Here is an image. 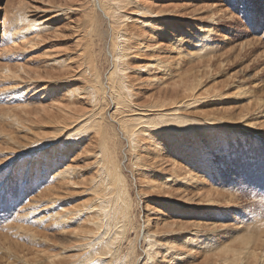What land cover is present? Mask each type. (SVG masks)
I'll return each mask as SVG.
<instances>
[{
	"label": "rangeland",
	"instance_id": "rangeland-1",
	"mask_svg": "<svg viewBox=\"0 0 264 264\" xmlns=\"http://www.w3.org/2000/svg\"><path fill=\"white\" fill-rule=\"evenodd\" d=\"M134 1L153 14L144 18L125 0L122 23L133 35L127 41L133 45L127 70L133 76L132 102L147 109L158 92L176 89L167 101L181 99L185 104L181 115L190 121L183 137L192 148L186 152L170 146L157 155L159 141L152 144L153 137L143 133L137 136V148L127 142L111 115L115 106L107 75L114 51L108 22L96 14L90 0H0V16L7 21V16L25 10L26 19L38 13L34 24L49 18L40 32L32 29L23 36L19 26L10 38L11 26L0 17V264H103L109 258L110 264H223L224 255L233 256L231 249L241 250L238 263L264 264V232H258V225L264 224V0ZM148 22L151 27L144 25ZM165 32L178 36L181 55ZM153 59L165 62L169 70H139ZM60 60L67 66L58 67ZM71 74L78 77L60 81ZM184 81L196 89L185 92ZM73 83L78 90L70 96L65 89ZM95 86L99 92L92 90ZM141 111L133 116L148 119L156 113ZM94 119L102 124L96 126L98 131ZM79 122L87 127L77 129L74 124ZM207 124L211 128L206 130ZM66 127L79 133L66 140L64 147L70 150L61 146L46 159L33 156L41 149L32 148L34 140L50 138L58 129L63 133ZM57 142L50 147H59ZM25 145L29 148L22 150ZM26 150L27 162L22 160ZM197 150L199 155L209 152L211 165L199 173L204 182L171 179L175 166L190 170L192 162L184 161ZM53 153L64 156L45 171L42 166ZM64 166L70 167L73 183L61 177L56 179L59 186L51 178ZM117 176L121 181L115 185ZM45 182L51 188L44 189ZM47 194L57 201L55 206ZM102 198L110 199V215V209H116L118 217L127 216L121 218L124 231L122 223H111L108 232L116 259L96 254L106 252L104 244H97L103 227L94 223L104 217ZM50 210L69 218L62 228L47 219ZM184 235L193 241H185ZM249 238L246 249L242 242ZM148 239L155 243L149 249ZM250 249L255 258L249 256Z\"/></svg>",
	"mask_w": 264,
	"mask_h": 264
},
{
	"label": "bare ground",
	"instance_id": "bare-ground-1",
	"mask_svg": "<svg viewBox=\"0 0 264 264\" xmlns=\"http://www.w3.org/2000/svg\"><path fill=\"white\" fill-rule=\"evenodd\" d=\"M130 1V0H129ZM91 2V5H92V8H94V11L96 12L97 15H99L101 17V19H104L106 22H108V29H109V32H108V38H109V42H110V45H111V48H113V51H114V54L111 56V68H110V71L108 72V75H107V78L110 82L109 84V90H110V93L112 94V97H113V107L115 108V110L111 113V115L115 116L114 118L115 119H118L119 121V126H120V129H121V132L127 137V142H129L132 146V148H137V145L139 143V138L137 137L139 135V133H143V134H148L150 136L153 137L154 139V142L152 144L155 143V141H159L158 144L156 145L155 147V151L154 153H156L158 155V153L161 152V150L163 151V149L167 148V149H171V147L175 148L177 152H186L187 150H190L192 149L190 147V143H187L185 141V137L183 136H186V133L189 132V129L185 128L184 125H187V123H189L190 120H186V117H184L182 114V111L181 109L183 110V107L185 106V104H182L181 103V99H177V100H174V101H167V97L170 95L171 92H173L174 94L177 92L176 89H173L171 90V92H169L168 90L164 91V92H158V94L154 97V101L150 104V108L148 106V108L146 109H142L144 107H138L136 106L132 100H134V94H133V84L132 83V79L131 77H133L131 74H128V71L129 70V58H131V52H129L130 50L133 49V45L132 43H127V41H130L132 40L131 39V35L132 33L130 31H128V27L127 25H123V21H122V18L125 17L124 15H122V10L124 7H126V3H125V0H90ZM128 2V1H127ZM132 4H134L138 10H140L138 12L139 15H141L142 17H146L148 15H152L153 13L152 12H149V11H146L145 8H141L139 7L137 4L136 1L134 0H131ZM126 5V6H125ZM4 6L7 7V4H4ZM28 11V10H27ZM26 10L22 13H18L19 15L17 16H14V17H10V16H7V18L11 21H7L5 16H0L2 18L3 21H6L10 24V28H9V33H8V36L10 38H12L15 33L18 31V27L19 26H23L22 28V35L24 36L25 34H32L33 30L32 29H35L36 31L40 32V29L42 27H47V25L45 24L46 21L49 20V18H44L43 20H41V22H39V24L41 25H37V24H34L37 22V18L38 17H35L38 13H33L31 16L32 19H29L28 15H27V19H26ZM136 13V12H135ZM28 14V13H27ZM126 15V14H125ZM44 15H40L39 17H43ZM144 21V20H143ZM142 22V21H141ZM27 23L28 25L29 24H33V25H30L29 27L27 26ZM147 25L148 24V27H151V25L148 23H144V25ZM152 24V23H151ZM130 29V28H129ZM133 30V28L131 29ZM155 31V30H154ZM75 34V32H74ZM133 36V35H132ZM164 36L166 39H168V41H171L173 42L172 44V49H177L178 51V55L182 54V50H180L179 48V45H180V39H178V36L176 35H173L171 32H165L164 33ZM77 39V38H76ZM78 40V39H77ZM134 44V43H133ZM136 48H138L136 46ZM171 48V47H170ZM170 48H167L169 50H171ZM140 49V48H139ZM136 50V49H135ZM160 49H156L154 52H158ZM165 54H167V52H164ZM136 54V53H135ZM141 54V53H140ZM152 55H154V53H151ZM159 54V53H157ZM156 54V55H157ZM143 56V55H142ZM131 61V60H130ZM66 60H60L58 61V67H66L67 64L65 63ZM80 67H83V69L87 68V66H83V63H78ZM158 67L159 69H161L162 71H165V70H169V67L167 66V64H165V62H161V61H158L157 59H153L152 61H150L149 63H147L146 65H143L139 68V70H149L151 69L152 67ZM78 68V66H76ZM144 68V69H142ZM137 69V68H136ZM138 70V69H137ZM138 70V71H139ZM130 73V72H129ZM83 76V75H82ZM98 76V75H97ZM195 76V75H194ZM71 77V78H70ZM75 77H78V75H67L66 78H62L60 79L61 80H64V81H70V79L72 78H75ZM189 77V76H188ZM70 78V79H69ZM83 78V77H82ZM28 79V78H27ZM86 79V78H85ZM197 79V78H196ZM38 80V79H37ZM78 80V79H77ZM32 81V80H31ZM193 81H195L193 79ZM100 82V81H99ZM31 83V82H30ZM61 83V82H60ZM186 82H182V85L185 86L184 87V91L185 92H190V91H193L194 89H196V84H192V85H189V84H185ZM68 84V83H67ZM75 83L72 84V87H69V89H65L66 90V94L68 95H74L75 92L78 90L76 88V86H74ZM60 85V84H59ZM58 85V86H59ZM181 85V84H180ZM65 86V85H64ZM63 86V87H64ZM179 87V86H178ZM182 87V86H181ZM96 90L97 89V86L93 87L92 90ZM105 89V87L102 85L100 87V90L103 92ZM94 92H99V90L97 91H94ZM79 93V92H78ZM77 93V94H78ZM65 94V95H66ZM95 94V93H93ZM100 94H104V93H100ZM103 96V95H102ZM76 98V97H75ZM94 98L96 99V96H94ZM99 98V96H98ZM93 99V98H92ZM97 100V99H96ZM73 102V101H72ZM98 102V100H97ZM98 104V103H97ZM137 108H136V107ZM168 107V108H167ZM62 109V108H61ZM71 109V108H70ZM73 109V108H72ZM95 109V108H94ZM149 109L151 111H156L155 115L151 116V117H148V119L146 118H143V117H135L133 116L134 113H136L135 115H142V114H138V111L139 110H146V111H149ZM46 110V109H45ZM141 111V112H142ZM144 111V112H146ZM70 112V111H69ZM73 114L74 111H72ZM92 113H94L92 110H91ZM97 110H96V115H97ZM143 112V113H144ZM28 113V112H27ZM101 113V112H99ZM140 113V112H139ZM68 113H66L67 115ZM72 114V113H71ZM86 114V112H85ZM85 114H83V117L84 118H90V117H87ZM26 114H24L25 116ZM70 115V114H69ZM85 115V116H84ZM58 116V115H57ZM64 116V115H62ZM94 116V115H93ZM98 116V117H97ZM96 117L97 118H101V116L99 117V115H97ZM118 116V118H117ZM53 117V116H52ZM75 117V115L73 116V118ZM43 118V117H42ZM68 118V117H67ZM13 119H16V118H13ZM76 119V117H75ZM56 120V118H55ZM64 120V119H63ZM71 120V119H69ZM95 120V119H94ZM98 120V119H97ZM95 120V121H97ZM60 121V120H59ZM62 121V120H61ZM67 121V120H65ZM64 121V122H65ZM86 121H89V119H84V122H83V119H82V122L85 123ZM58 122V121H57ZM62 122V123H64ZM74 122V121H73ZM15 123V122H14ZM66 123V122H65ZM64 123V124H65ZM93 123H96V122H93ZM19 124V123H18ZM71 124V123H70ZM68 124V125H70ZM51 125V124H50ZM74 125H78L77 129L80 130V128L82 127H87V123L86 125H81V122L79 123H76ZM73 125V126H74ZM101 122L100 121H97V123L95 124L94 126V130L95 131H98L97 130V127L101 126ZM151 125V126H150ZM202 125V122L199 123V127H201ZM210 124H207L206 126H204L203 128H205L206 130L209 128H211L209 126ZM62 126V124H61ZM64 126V125H63ZM97 126V127H96ZM139 128V130H137V127ZM65 127V126H64ZM92 127V126H91ZM223 127V126H222ZM221 126H220V132L221 130L223 129ZM33 128V127H32ZM73 128V127H72ZM56 129V128H55ZM54 129V130H55ZM77 129H73L74 131H71V130H68L67 132V127H66V130L61 133L58 129V132H55V134L53 133V136L50 137V138H44L42 140H40V135H39V139H36L34 140L35 144L33 145L34 147L32 148H41L39 153H34L33 156H40L41 158H45L47 155H51L52 151L54 149H60V147L62 146L63 149H65V151L67 152L68 150H70V148H66L64 147L65 143H66V140L68 139L69 141L72 140L73 136H77L76 134L78 133ZM57 130V129H56ZM89 130V129H88ZM206 130H202L203 132H201V134H206L207 131ZM36 131V130H34ZM86 131V130H85ZM218 131V132H219ZM70 132V133H69ZM209 132V131H208ZM216 133V132H214ZM33 134V133H32ZM79 134V133H78ZM36 134L34 133V136ZM36 135V137H37ZM141 135V134H140ZM190 135V133H189ZM33 137V135H32ZM48 137V136H47ZM144 137V136H143ZM34 139V137H33ZM162 139L166 140V143L163 144L161 141ZM57 145H59V147H56V148H52L50 147V143L51 142H54V141H57ZM31 142V141H30ZM195 142V141H194ZM50 144V145H49ZM56 145V144H55ZM161 145V146H160ZM32 146V145H31ZM141 146V145H140ZM25 148H29V146L27 147L26 145L22 147V150H24ZM147 148V147H146ZM145 148V149H146ZM137 150V149H135ZM140 150V149H139ZM31 151H34V149H31ZM147 151V150H146ZM27 150L24 152L23 151V155H22V160L24 159V161L27 162ZM134 153V152H133ZM209 152H205V150H203L200 155H199V150L197 151H194V152H191L188 154L187 156V159L186 161H184L185 163L183 165H186L187 163L186 162H192L191 165H190V170L187 171L186 170V167L183 166L182 168H178L177 166L173 167L172 169V173L170 175L171 179H175L177 177H181L182 180L186 181V182H190L192 180H195V182H204V180H202L201 178H199L200 174L202 172V170H205L206 167L210 166V158H209ZM32 154V153H31ZM54 154V153H53ZM136 154V153H135ZM138 154V153H137ZM197 155H199L202 159V162H201V159H199L197 157ZM64 154L62 153H55L54 154V158L53 157H50L49 160H46L45 162V165L43 164L42 166V169H51V167L53 168V166H56L58 165V161H61V158H63ZM141 156V155H140ZM134 158H135V155H134ZM39 159V158H38ZM46 159V158H45ZM137 160H139V157L137 158ZM174 160V159H173ZM172 163V162H171ZM177 163V162H176ZM134 164V163H133ZM154 164V163H153ZM179 164V163H178ZM143 165V164H142ZM171 165V164H170ZM142 168H145V167H142ZM57 169V168H56ZM55 169V173L52 175L53 178L51 179H55V183L54 184H57L59 186H61V182L58 181L56 182V179L58 178H61L62 177V180L64 179H68V181H71V183H73L72 181V177L70 176V174L72 173V171L70 172V167H66L64 166L62 169L61 167L59 168V170L57 171ZM147 169V168H146ZM151 166L147 169V171L151 170ZM72 170V169H71ZM35 171V170H34ZM44 171V170H43ZM182 171V172H181ZM184 172V173H183ZM169 174V173H168ZM198 176V177H197ZM45 178V176H43ZM71 177V178H70ZM115 177V176H114ZM39 178V177H38ZM43 179V178H42ZM49 179V178H47ZM46 179V180H47ZM114 183L116 185V182L118 179H120L119 176H117L116 178H114ZM37 179H34V183L36 182ZM44 181V180H43ZM51 181V180H49ZM118 181H121V180H118ZM194 182V183H195ZM46 183V182H45ZM151 183V182H150ZM43 184V183H42ZM63 185V184H62ZM88 185V184H87ZM120 185V184H119ZM117 185V186H119ZM58 186V187H59ZM45 188H51L50 186V183H46L44 185V189ZM57 188V187H56ZM68 188V187H67ZM51 191V190H50ZM42 192V191H41ZM53 192V191H52ZM49 193V191H48ZM54 193V192H53ZM46 194V193H45ZM44 194V195H45ZM66 194V193H65ZM48 195V194H47ZM46 195V196H47ZM36 197V196H35ZM38 197V196H37ZM41 197V196H40ZM52 198V199H51ZM50 198V195H48L46 197V199H48V202L50 204H53L57 201H54V198L51 197ZM108 198V197H107ZM107 198H102L101 199V211L104 213V217L102 220H99L98 218L95 219L94 223H96V227H103L102 231H101V235L99 236L98 238V241H97V244L100 243V244H104L103 246L108 248L106 250L105 248V251L104 252V248H103V253L102 255L100 254V251H96V254L98 256H102L100 257L101 259L102 258H105V257H111L112 259L113 258H117L116 257V249L114 250L113 247V243L115 242L114 239H112V235H111V238L109 237V231L111 230V223L113 225H116V223L120 224L122 223L123 224V220L121 218L123 217H127V216H122V217H118L116 214H118V211L116 209H110V211L112 210V215L109 214V209L107 208L109 206V203H110V199H107ZM110 198V197H109ZM65 199V198H64ZM40 200V199H38ZM45 201V199L43 200ZM60 201V200H59ZM47 202V201H46ZM47 202V203H48ZM41 205V202L39 203ZM43 204V203H42ZM46 204V203H45ZM34 205V204H33ZM48 205V204H47ZM51 206V205H50ZM55 206V204H54ZM32 207V206H31ZM53 208V207H52ZM106 208V209H105ZM130 208V207H129ZM128 208V209H129ZM175 211L179 212L177 208H173ZM33 210V209H32ZM60 210V209H59ZM51 212V210L49 211V213ZM62 212V211H61ZM33 213V211H32ZM27 214V213H26ZM25 214V215H26ZM79 215V214H78ZM201 215V213L199 214ZM27 216V215H26ZM64 212L63 214H60V212H51L48 216H47V219H52V224L58 226V228H62L64 223H65V219H69V218H65L64 219ZM67 216V215H66ZM127 219V218H126ZM125 219V220H126ZM27 220V218H26ZM47 220V221H48ZM115 220V221H113ZM122 222H119L121 221ZM46 221V220H45ZM115 222V224L113 222ZM130 222H132L131 220H129ZM128 221V222H129ZM199 222V221H198ZM51 223V222H50ZM120 224V226L122 225ZM131 224V223H130ZM53 225V226H54ZM198 225V223H197ZM20 228L22 229V224L19 225ZM119 226V225H118ZM146 226V225H145ZM259 228H258V232L262 233L264 232V224L262 225H258ZM27 227V226H26ZM117 227V226H116ZM122 228V231L125 230V226L124 224L121 226ZM131 227V226H130ZM15 228V227H14ZM18 229V228H17ZM120 229V228H119ZM130 229V228H129ZM100 229L97 230V232L99 231ZM116 230V229H115ZM117 231V230H116ZM140 231V230H139ZM26 232V231H25ZM144 232V230H143ZM186 232V231H185ZM112 233V231H111ZM110 233V234H111ZM116 233V232H115ZM121 233V232H120ZM119 233V235H120ZM195 233V232H194ZM193 234V233H191ZM197 234V233H196ZM199 234V233H198ZM115 234H113L114 236ZM200 236V235H198ZM253 236V235H252ZM151 237V236H150ZM149 237V238H150ZM185 241L187 240H191L190 238H192L191 236H185ZM255 237V236H254ZM116 238V237H115ZM146 238V237H145ZM183 240V239H182ZM184 241V240H183ZM193 241V239L191 240ZM174 242V241H172ZM96 243V242H95ZM129 243V242H128ZM152 239H148V243H147V249H149V246H155V243L152 244ZM242 243H244V246H246V249L248 247V245H251L249 244L250 243V238L248 240H244ZM90 244V243H89ZM88 243L86 245H89ZM183 244V243H182ZM13 245V244H12ZM170 245V244H169ZM82 247V246H81ZM86 247V246H85ZM93 247V246H92ZM132 247V246H131ZM167 247V246H166ZM87 248V247H86ZM134 248V247H133ZM160 248V247H159ZM171 248V247H169ZM112 249L114 251H112ZM132 250V248H130ZM170 250V249H169ZM243 250V249H242ZM112 251V252H111ZM135 251V250H134ZM230 251H233V256H230L229 255V258H226V256L224 255V257H222V259L220 260V262H222L223 264H227L225 262H229V264H241V263H238V260L239 258H241L239 256V253H241V250H235V249H231ZM110 252V253H109ZM147 252V251H146ZM152 252V251H151ZM151 252H148L146 256L148 257H152V253ZM229 252V251H228ZM108 253H109V256H108ZM127 253V252H126ZM130 253V252H129ZM151 253V254H150ZM114 254V255H113ZM134 254V253H133ZM248 254L249 256H251L252 258H255L257 256L256 252L253 251L252 249H250L248 251ZM228 255V254H226ZM14 256V255H13ZM51 256V255H50ZM130 256V255H129ZM222 256V255H221ZM239 256V257H238ZM19 257V256H18ZM119 257V256H118ZM124 257V256H123ZM147 257V258H148ZM178 257V256H177ZM180 257V256H179ZM178 257V258H179ZM20 261H24L26 262V259L24 257H20L19 258ZM88 259V258H87ZM125 259V258H124ZM149 260V258H148ZM111 259L109 258L108 261L106 262V264H110L111 262ZM82 263H79V264H87L86 262H88V260H84V261H81ZM101 262V260H100ZM254 262V261H253ZM78 263V262H77ZM252 263V262H251ZM103 264H105V262L103 261Z\"/></svg>",
	"mask_w": 264,
	"mask_h": 264
},
{
	"label": "snow or ice",
	"instance_id": "snow-or-ice-1",
	"mask_svg": "<svg viewBox=\"0 0 264 264\" xmlns=\"http://www.w3.org/2000/svg\"><path fill=\"white\" fill-rule=\"evenodd\" d=\"M105 264H106V262H105Z\"/></svg>",
	"mask_w": 264,
	"mask_h": 264
}]
</instances>
